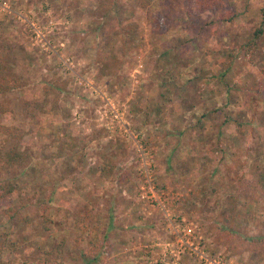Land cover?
I'll use <instances>...</instances> for the list:
<instances>
[{"label":"rangeland","instance_id":"rangeland-1","mask_svg":"<svg viewBox=\"0 0 264 264\" xmlns=\"http://www.w3.org/2000/svg\"><path fill=\"white\" fill-rule=\"evenodd\" d=\"M189 4L0 0V62L18 80L0 95L18 134L0 147L20 154L4 176L16 190L0 199V264H43L60 242L63 264L89 251L88 264H264V0ZM155 88L203 98L206 119L164 141L165 111L154 120L144 100ZM89 184L97 198L82 202Z\"/></svg>","mask_w":264,"mask_h":264},{"label":"trees","instance_id":"trees-1","mask_svg":"<svg viewBox=\"0 0 264 264\" xmlns=\"http://www.w3.org/2000/svg\"><path fill=\"white\" fill-rule=\"evenodd\" d=\"M190 2H192L193 5L191 6V4H189L188 6L189 9L186 10V14L191 15L190 11H195L196 12L195 15H197L202 11L212 10L213 7L216 6L220 2V0H189V3ZM232 19H233L232 16H225V17L222 16L218 20L224 23H230ZM259 33L260 31L254 34L255 38H257L260 35ZM1 36H2V29L0 27V37ZM254 46H255V42H247L246 44L241 45L240 48L244 50L245 52H249L253 49ZM230 57L231 55L229 56V58ZM99 58H100V61H103L102 66H107L109 63L111 64L114 63V62H109L106 64V62H104L102 57H99ZM17 84H18V80L14 76V74L9 69L7 70L3 66L2 62H0V95L6 94L10 91L17 89L18 87ZM7 113H9V110L7 108H4L3 105L0 104V115H7ZM12 130H15V129H13L10 126H6V124L4 123L1 124L0 122V135H2V137L9 136V137L15 138L16 135L18 134V131L13 133ZM12 141L14 140L12 139ZM19 159H20V154L17 152L15 146L10 147V149H8V151L6 152H4L2 148L0 147V199L6 197L7 195H11L16 190L15 185L12 184V182L4 176L10 173L8 166L16 163ZM113 168H114V165H111L109 171H112ZM109 171H106L105 173L108 174ZM44 182L45 180L43 181V183ZM258 182L260 183L261 186H264V173L262 172L259 173ZM50 202H51L50 199H44L43 203L41 204L42 218H43V221L46 223H51L52 221L49 218V210L51 208ZM11 209L12 208L9 207L6 210V214L10 218H13V217L18 218L20 215L18 207L16 208L17 210H14L13 212ZM22 220H25V219H22ZM81 224H82V221L81 220L79 221V219L75 222L76 227L77 226L81 227L82 226ZM256 241L257 243H260V241L259 242L258 240ZM92 246H94V244H92ZM90 253L91 252L89 251V252H83L80 254V256L84 259L85 264H88V262L95 260V258H91V256L88 257ZM51 257H53L54 259H51ZM65 260L66 258L64 256V242H60L55 247L54 250H52L51 252H45V257L43 258V264H63ZM73 260L75 261V259Z\"/></svg>","mask_w":264,"mask_h":264},{"label":"crops","instance_id":"crops-1","mask_svg":"<svg viewBox=\"0 0 264 264\" xmlns=\"http://www.w3.org/2000/svg\"><path fill=\"white\" fill-rule=\"evenodd\" d=\"M168 5H171V2H169ZM168 7L169 6H165L164 8L167 9ZM214 8H216V7H214ZM206 13H209V12H206ZM166 41H170V40H165V41L160 40V44L163 45ZM166 53H167V51H164L163 53L161 52L160 56L165 55ZM200 71L204 74V76H207L206 73L211 72L212 70H207V69L204 70L201 67ZM186 73H188V72H186ZM212 73H213V71L211 72V74ZM152 91H150V93H148L144 97V100L146 102H148V105L150 107V111H152L154 114V116H152L151 118H153L154 120H155V117L161 111H163V110L165 111V115H164L159 126H161V127L166 126V132L163 133V136H164L163 140L166 142L170 138V136H171V138H175L180 134L183 135L185 133V129L187 126L188 127L194 126V124L196 122L197 123L200 122V120L203 118V116H204L203 120H205L207 115H208V113H207L208 110H206L205 112L203 110V106H204L203 103L205 101L203 98L200 99V102L194 107V105H188V104H186V102L184 103V100H185L184 97L183 98L181 97V100H180V98L178 96H176L170 92H169V99H168V101H166V90H164V89L162 90V89L155 88ZM179 94L182 95L181 93H179ZM172 104H177V105L172 107L171 106ZM178 105H179V108H178ZM136 110H137V108H136ZM171 111H173V115H172ZM187 111H191V114H188ZM199 111L202 113L200 115V118L197 117V114L199 113ZM186 118H190L191 122L188 124H185L184 121L186 120ZM184 127H185V129L183 130ZM85 169L86 170H84V171H80L77 169H74V170H76V173H79V175L84 176L85 179H88L89 170H88V168H85ZM94 172H95V170H94ZM86 174H88V175H86ZM77 183H79V186H80V179ZM74 184H75V180H74ZM91 185L92 184H89V188H86V186H83V188H79V186L75 187L76 189L79 188L80 194H81V190L86 189L87 191H89V193H86V194L82 193L81 194V201L82 202H93L97 198V197H95V195L93 193L91 194L92 191L90 192V190H93V189H91ZM62 188H63L62 190L65 191V188L64 187H62ZM60 202H68V199L62 198L60 200Z\"/></svg>","mask_w":264,"mask_h":264}]
</instances>
